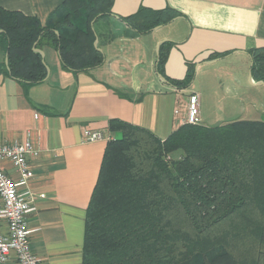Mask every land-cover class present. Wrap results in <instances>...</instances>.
Instances as JSON below:
<instances>
[{"label":"crops","instance_id":"0c3cea01","mask_svg":"<svg viewBox=\"0 0 264 264\" xmlns=\"http://www.w3.org/2000/svg\"><path fill=\"white\" fill-rule=\"evenodd\" d=\"M62 1L0 0V7L44 26ZM140 7L167 9L174 17L138 33L122 18ZM93 26L94 46L103 55L96 67L65 68L59 51L44 46L42 81L22 84L0 72V143L29 140L39 149L37 157H28L34 176L22 190L36 198L26 221L31 250L43 264L82 261L85 211L108 142H83V129L103 130L111 139L116 134L109 121L118 119L164 139L185 123L190 92L200 104H212L201 106V124L260 120L234 104H253L257 91H264V82L252 75L250 53L264 49V0H113L111 13ZM164 44L161 74L157 62ZM5 58L0 51V64ZM190 68L194 75L187 87L171 83ZM0 167L17 177L9 161H0Z\"/></svg>","mask_w":264,"mask_h":264},{"label":"trees","instance_id":"16d2710c","mask_svg":"<svg viewBox=\"0 0 264 264\" xmlns=\"http://www.w3.org/2000/svg\"><path fill=\"white\" fill-rule=\"evenodd\" d=\"M113 0H63L46 24L0 7V72L22 84L47 75L35 48L59 51L73 71L100 65L93 24ZM174 17L140 7L122 20L146 33ZM164 45L158 55L163 74ZM252 75L264 82V49L251 50ZM188 69L182 80L193 79ZM85 211L81 264H264V121L183 123L161 139L111 119Z\"/></svg>","mask_w":264,"mask_h":264},{"label":"built area","instance_id":"2783aa9c","mask_svg":"<svg viewBox=\"0 0 264 264\" xmlns=\"http://www.w3.org/2000/svg\"><path fill=\"white\" fill-rule=\"evenodd\" d=\"M198 94L187 95L185 123L201 124ZM110 140L103 130L83 129L82 141ZM39 149L29 140L22 143H0V161L7 160L15 168L17 177H12L0 167V264H43L32 252L29 242L30 229L26 215L35 209V195L27 188L34 174L29 168L28 157H37ZM39 197H42L40 195Z\"/></svg>","mask_w":264,"mask_h":264},{"label":"rangeland","instance_id":"374dc122","mask_svg":"<svg viewBox=\"0 0 264 264\" xmlns=\"http://www.w3.org/2000/svg\"><path fill=\"white\" fill-rule=\"evenodd\" d=\"M225 63H222L221 65H224ZM234 66L236 65H240L238 63H233ZM217 66V65H216ZM198 81L196 80V89L198 91H200L201 96H203L202 94V90L199 88L198 86ZM257 102H252L253 104H234L238 110H240L239 108L244 109L245 107H247L249 109V111H251L250 116H248L249 118H257L260 120L264 121V104H260V101H264V91L260 92L257 91ZM205 105V108H209L210 106L212 107V104H200L198 103V107H199V111L201 110V106L203 107ZM206 125V123H203ZM210 126V125H209Z\"/></svg>","mask_w":264,"mask_h":264},{"label":"water","instance_id":"95a60500","mask_svg":"<svg viewBox=\"0 0 264 264\" xmlns=\"http://www.w3.org/2000/svg\"><path fill=\"white\" fill-rule=\"evenodd\" d=\"M94 44L96 45V40H95ZM35 51L39 52L41 54V56L43 57V53L39 49L35 48ZM5 63L7 64V57L5 58Z\"/></svg>","mask_w":264,"mask_h":264}]
</instances>
